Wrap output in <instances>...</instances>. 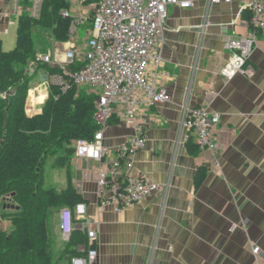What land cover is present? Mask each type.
<instances>
[{
  "label": "crops",
  "instance_id": "obj_1",
  "mask_svg": "<svg viewBox=\"0 0 264 264\" xmlns=\"http://www.w3.org/2000/svg\"><path fill=\"white\" fill-rule=\"evenodd\" d=\"M88 1H81L85 8L81 17L76 14L74 18L83 19L79 27L91 35L95 4ZM5 2L0 0V39L4 49L13 50L19 16H38L41 1L11 0L4 14ZM243 15L240 0L171 8L160 47L163 62L148 71L171 102L140 107L137 128L126 125L122 118L125 106H118L115 116L119 122L113 121L104 132V144L113 153L101 162L73 157V182L87 200L86 212L94 221L95 264H255L253 246L260 248L264 264V35H258L250 58L255 69L251 78L237 75L228 82L222 74L232 58L226 38L233 33L246 36L251 30ZM49 33L44 32L49 46L43 54L51 53L58 64L69 42L50 41ZM37 75L40 83L29 91L26 102L30 116L41 113L49 97L51 78L43 69ZM212 92L216 94L213 99ZM185 106L220 115L219 169L213 166L209 151L200 150L197 156L188 152L189 132L181 128ZM138 135L146 138V146L134 156L133 173L146 174L167 187L117 212L114 205L103 204L98 175L117 160L116 150ZM201 170L206 177L198 188ZM11 228L12 223L0 214V229ZM75 229H79L77 223ZM81 254L75 258L86 257Z\"/></svg>",
  "mask_w": 264,
  "mask_h": 264
},
{
  "label": "built area",
  "instance_id": "obj_2",
  "mask_svg": "<svg viewBox=\"0 0 264 264\" xmlns=\"http://www.w3.org/2000/svg\"><path fill=\"white\" fill-rule=\"evenodd\" d=\"M42 1V0H40ZM235 0H100L94 8L91 37L83 47L74 43L78 27L83 19H74L71 27V41L63 53V61L55 64L51 53L38 55L28 68L33 75L39 64H49L61 68L78 87L88 88L96 96L93 119L99 127L94 140H80L75 143V155L81 159L101 162L110 156L113 149L105 146L104 132L116 114L118 106H125L122 118L129 127L137 128L140 107H150L171 102L165 89L157 87L156 80L148 77L151 66L158 68L162 62L160 47L164 43L165 24L173 7L191 9L199 2L231 4ZM243 10L252 14L251 29L246 36L226 38V48L232 52V58L222 69L229 82L237 75L251 78L255 69L250 63L251 55L257 46L258 33L264 35V0H240ZM64 16L71 15L63 12ZM57 52V51H56ZM80 64L78 71L70 67ZM48 77V76H47ZM50 84L68 88L62 75L50 77ZM216 96L212 92L210 97ZM221 117L206 108L190 109L185 106L181 128L193 134L202 151L213 156V166L220 168L217 157L220 144L218 138ZM146 138L138 135L125 142L117 150V160L109 167L101 169L98 175L99 195L103 204H112L117 212L133 208L155 192L165 190L167 185L153 182L146 174L135 175L134 156L144 149ZM119 175L121 179H118ZM86 232L89 245L96 239L94 221L86 212V205L79 204L75 209L61 211L59 230L64 242H68L75 229ZM80 251L86 257L73 258L71 264H95L98 252L81 246ZM255 264H263L261 250L253 246Z\"/></svg>",
  "mask_w": 264,
  "mask_h": 264
},
{
  "label": "trees",
  "instance_id": "obj_3",
  "mask_svg": "<svg viewBox=\"0 0 264 264\" xmlns=\"http://www.w3.org/2000/svg\"><path fill=\"white\" fill-rule=\"evenodd\" d=\"M99 1L87 3L96 5ZM70 9V0H42L38 16H19L13 50L6 51L0 39V214L12 223L10 231L0 229V264H71L73 258L82 255L81 246L94 248L89 245L87 233L78 229L56 251L60 212L87 203L74 185L71 163L75 143L94 140L99 129L93 119L97 98L88 88L76 86L61 68L39 64L37 70L43 69L49 77L62 75L68 88L50 84L41 113L30 116L26 111L30 84L37 75V70L33 75L28 72L38 56L34 30L49 29L50 41L70 42L75 18L63 15ZM93 16L94 12L91 21ZM243 16L254 29L251 12L244 10ZM80 67L76 64L70 70L75 72ZM113 121L119 122V118L114 115L110 123ZM186 148L192 156L200 153L193 134ZM49 161L54 168L67 171L65 187L46 185L45 167ZM205 177L206 172L201 170L196 179L198 188ZM12 193L20 211L2 209L3 198Z\"/></svg>",
  "mask_w": 264,
  "mask_h": 264
},
{
  "label": "rangeland",
  "instance_id": "obj_4",
  "mask_svg": "<svg viewBox=\"0 0 264 264\" xmlns=\"http://www.w3.org/2000/svg\"><path fill=\"white\" fill-rule=\"evenodd\" d=\"M71 1V9L70 14L72 17L77 18L76 14L80 16L81 9L84 10L85 5L81 4L82 0H70ZM92 26V25H91ZM90 26V27H91ZM49 29H43V28H36L34 32V39L36 41V48L39 53L43 54L44 50L47 49L49 46V42L47 40V37L44 35V32H48ZM90 33L87 32V30L84 27H78L77 35L74 37V42L78 45V47H83L85 44V41L91 37L89 35ZM6 51H11V49L5 48ZM13 49V48H12ZM40 83V77L36 75L30 84V91H33L37 84ZM45 183L46 185H54L59 188L65 187L67 184V173L66 170L60 169V168H53L51 166V163L48 162L45 167ZM58 220V218H57ZM58 223V222H57ZM58 247L56 248V251H59L61 249V239L58 240ZM60 264H65L64 262H61Z\"/></svg>",
  "mask_w": 264,
  "mask_h": 264
},
{
  "label": "water",
  "instance_id": "obj_5",
  "mask_svg": "<svg viewBox=\"0 0 264 264\" xmlns=\"http://www.w3.org/2000/svg\"><path fill=\"white\" fill-rule=\"evenodd\" d=\"M10 1L11 0H6L5 2V6L4 9L2 10V12L4 14H6L9 11V6H10ZM14 196L15 193H12L8 196H6L5 198H3V210H13V211H20V206H18L15 201H14ZM11 236V234L9 235V237Z\"/></svg>",
  "mask_w": 264,
  "mask_h": 264
}]
</instances>
